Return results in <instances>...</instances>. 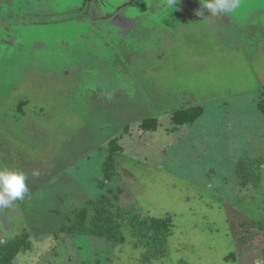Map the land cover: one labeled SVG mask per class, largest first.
I'll list each match as a JSON object with an SVG mask.
<instances>
[{
    "label": "rangeland",
    "instance_id": "obj_1",
    "mask_svg": "<svg viewBox=\"0 0 264 264\" xmlns=\"http://www.w3.org/2000/svg\"><path fill=\"white\" fill-rule=\"evenodd\" d=\"M201 8L0 0V169L27 177L23 199L0 209V243L32 242L13 264H143L127 232L121 245L61 232L101 196L172 219L151 264H264V0ZM47 15L72 18L39 24ZM191 106L203 115L175 126ZM149 118L156 132L141 129ZM114 138L123 152L105 181Z\"/></svg>",
    "mask_w": 264,
    "mask_h": 264
},
{
    "label": "trees",
    "instance_id": "obj_2",
    "mask_svg": "<svg viewBox=\"0 0 264 264\" xmlns=\"http://www.w3.org/2000/svg\"><path fill=\"white\" fill-rule=\"evenodd\" d=\"M78 13L76 11L70 14ZM78 16V15H77ZM18 17V16H15ZM55 17L47 15L44 18ZM71 17L61 18V21H69ZM59 20V22H61ZM57 20H42L39 24L56 23ZM258 109L264 114V101L258 104ZM204 113L202 106H191L174 111L171 116L175 126H184L196 122ZM141 129L144 132H156L159 128L157 118L143 120ZM108 155L103 163L105 181L113 178L116 169V158L123 152L119 139H112L107 147ZM115 199H118L115 197ZM172 230L170 217L156 218L143 216L136 209L129 206H116L109 197L101 196L97 199H89L85 205L73 213L61 232L74 236H92L103 238L121 245L126 242L127 232L134 241V246L142 248L144 253L141 261L143 264H151L154 260L164 258L168 252V238ZM32 247L31 236L28 232L16 235L5 243H0V264H13L15 258Z\"/></svg>",
    "mask_w": 264,
    "mask_h": 264
},
{
    "label": "clouds",
    "instance_id": "obj_3",
    "mask_svg": "<svg viewBox=\"0 0 264 264\" xmlns=\"http://www.w3.org/2000/svg\"><path fill=\"white\" fill-rule=\"evenodd\" d=\"M175 0H168L171 6ZM201 9H197V16H204L205 11L213 16L221 14H234L241 7V0H200ZM38 172H33L37 176ZM26 175L23 172L0 169V209L9 208L17 200L23 199L27 192Z\"/></svg>",
    "mask_w": 264,
    "mask_h": 264
},
{
    "label": "flooded vegetation",
    "instance_id": "obj_4",
    "mask_svg": "<svg viewBox=\"0 0 264 264\" xmlns=\"http://www.w3.org/2000/svg\"><path fill=\"white\" fill-rule=\"evenodd\" d=\"M55 17H56V16H55ZM55 17H54L53 19L57 20L58 23L66 22V21H61V18H60V19H57V18H55ZM71 18H72V17H71ZM59 20H60L61 22H59Z\"/></svg>",
    "mask_w": 264,
    "mask_h": 264
}]
</instances>
